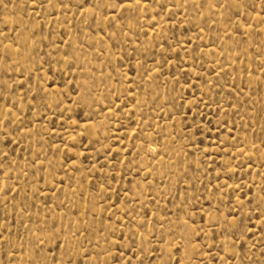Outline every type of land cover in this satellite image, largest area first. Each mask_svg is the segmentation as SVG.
<instances>
[{"label":"rangeland","instance_id":"374dc122","mask_svg":"<svg viewBox=\"0 0 264 264\" xmlns=\"http://www.w3.org/2000/svg\"><path fill=\"white\" fill-rule=\"evenodd\" d=\"M0 264H264V0H0Z\"/></svg>","mask_w":264,"mask_h":264}]
</instances>
